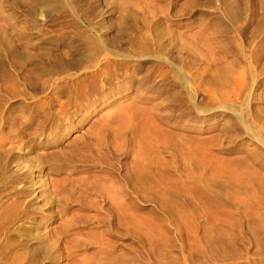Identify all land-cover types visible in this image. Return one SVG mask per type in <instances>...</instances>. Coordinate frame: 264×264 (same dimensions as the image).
I'll list each match as a JSON object with an SVG mask.
<instances>
[{"label": "rangeland", "instance_id": "rangeland-1", "mask_svg": "<svg viewBox=\"0 0 264 264\" xmlns=\"http://www.w3.org/2000/svg\"><path fill=\"white\" fill-rule=\"evenodd\" d=\"M0 264H264V0H0Z\"/></svg>", "mask_w": 264, "mask_h": 264}, {"label": "bare ground", "instance_id": "bare-ground-1", "mask_svg": "<svg viewBox=\"0 0 264 264\" xmlns=\"http://www.w3.org/2000/svg\"><path fill=\"white\" fill-rule=\"evenodd\" d=\"M127 117V116H126Z\"/></svg>", "mask_w": 264, "mask_h": 264}]
</instances>
